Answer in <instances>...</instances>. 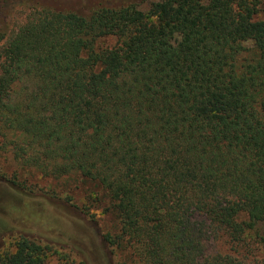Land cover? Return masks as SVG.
I'll list each match as a JSON object with an SVG mask.
<instances>
[{
	"label": "trees",
	"instance_id": "1",
	"mask_svg": "<svg viewBox=\"0 0 264 264\" xmlns=\"http://www.w3.org/2000/svg\"><path fill=\"white\" fill-rule=\"evenodd\" d=\"M57 1L0 52L14 161L101 189L117 264H264V0Z\"/></svg>",
	"mask_w": 264,
	"mask_h": 264
},
{
	"label": "rangeland",
	"instance_id": "2",
	"mask_svg": "<svg viewBox=\"0 0 264 264\" xmlns=\"http://www.w3.org/2000/svg\"><path fill=\"white\" fill-rule=\"evenodd\" d=\"M159 1L147 0L138 9L146 13ZM58 5L57 0H0V52L20 27ZM113 43L102 41L104 46ZM115 231L104 193L94 183L24 171L0 143V252L12 250L25 237L47 247L45 264H117L104 239ZM208 250L229 252L223 239Z\"/></svg>",
	"mask_w": 264,
	"mask_h": 264
}]
</instances>
